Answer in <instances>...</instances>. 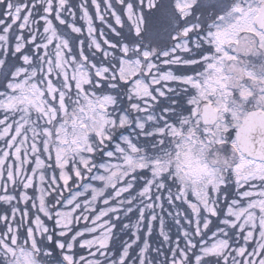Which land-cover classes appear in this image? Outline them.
I'll return each instance as SVG.
<instances>
[{
  "label": "snow or ice",
  "instance_id": "6c2138e0",
  "mask_svg": "<svg viewBox=\"0 0 264 264\" xmlns=\"http://www.w3.org/2000/svg\"><path fill=\"white\" fill-rule=\"evenodd\" d=\"M0 264H264V0H0Z\"/></svg>",
  "mask_w": 264,
  "mask_h": 264
}]
</instances>
